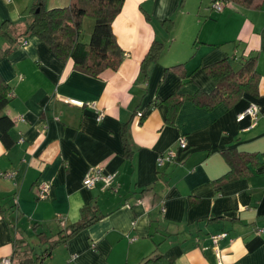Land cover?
<instances>
[{
  "label": "crops",
  "instance_id": "crops-1",
  "mask_svg": "<svg viewBox=\"0 0 264 264\" xmlns=\"http://www.w3.org/2000/svg\"><path fill=\"white\" fill-rule=\"evenodd\" d=\"M33 4L0 0L4 50L14 43L1 34L3 22L15 35L26 33ZM211 4L126 0L113 23L125 59L98 78L75 70L35 35L0 57V77L14 94L2 114L15 123L11 148L0 137V198L13 199L0 202V259L42 254L43 264H144L160 253L176 264H264V0L220 13ZM154 42L163 52L143 73ZM252 56L257 94L212 109L187 101L169 123L166 100L212 93L210 66L230 59L239 67ZM181 65L180 72L173 69ZM252 103L260 107L258 119L240 118ZM180 136L188 151L159 169L158 155L176 149ZM231 149L242 155L234 161L244 175L221 182L231 171L222 152ZM91 168L117 173L113 187L86 189ZM10 172L15 178L3 176ZM42 182L51 184L44 201ZM85 208L87 218L100 220L51 249ZM222 234L216 248L212 237Z\"/></svg>",
  "mask_w": 264,
  "mask_h": 264
},
{
  "label": "trees",
  "instance_id": "trees-1",
  "mask_svg": "<svg viewBox=\"0 0 264 264\" xmlns=\"http://www.w3.org/2000/svg\"><path fill=\"white\" fill-rule=\"evenodd\" d=\"M45 1L46 0H34L31 11L33 21L27 27L26 33L15 35L9 23L4 21L1 34L10 37L11 43H14V47L26 42L24 39L26 36L35 35L60 59L64 61H73L75 70L95 78H98L106 70L117 71L120 68L125 59V52L116 39L113 31V23L122 12L126 0H72L68 7L55 9H47ZM217 1L222 2L226 7L232 4L243 8H249L255 5L257 0H212L211 9L213 4ZM87 16L94 19L95 26L91 34L90 42L85 43L81 40V32L83 20ZM10 31H12L13 34H11ZM14 47L8 50H4L0 47V57L7 55ZM163 49L164 46L158 42L152 44L141 67L143 73H146V67H148L151 62L158 61ZM256 65L257 58L252 56L243 61L239 67H235L233 61L230 59H225L210 66L208 68L209 76L216 85L215 90L210 94L198 93L196 96L191 97L182 96L177 99V101L171 100L174 96L170 97L166 100V103H169V123L174 125L179 109L187 101H192L199 106L212 109L221 102L229 103L237 100L242 94L250 96L251 94H257V90H254L255 93L251 90L257 86V82L259 81L260 74ZM183 67L184 65H181L173 69L180 72ZM188 77L190 78L191 75H188ZM12 94V87L0 77V137L6 148H11L15 144V141L11 137V131L15 123L7 115L2 114L14 98V94ZM141 115V118H143L142 120H144L146 118L145 113ZM123 136L125 147L128 148V140L124 132ZM188 149L181 153H185ZM222 154L231 167V171L220 181L223 182L228 179H233L235 176H243V170L237 169L234 161L236 158L242 157V155H239V153L232 149L230 151L223 150ZM245 157L246 159H252L254 155H245ZM5 200L11 202L13 199L9 197L0 198V202ZM13 208L14 206L11 207V209ZM1 210L0 206V211ZM87 210L88 208L83 210V216L78 223L60 232L59 239L52 243L51 249L62 242L66 243L69 239L100 220L97 216H93L90 219L87 218ZM93 213H95V211H93ZM51 249L49 252H51ZM28 256H30V258H27V261L23 260L21 256L20 262H18L14 256L12 257L16 261V264H28L27 262H31L30 264H43L42 254H39L40 258L35 257L36 259L32 254ZM144 264H176V261L174 259H167L163 254L157 253L152 257H148Z\"/></svg>",
  "mask_w": 264,
  "mask_h": 264
},
{
  "label": "built area",
  "instance_id": "built-area-1",
  "mask_svg": "<svg viewBox=\"0 0 264 264\" xmlns=\"http://www.w3.org/2000/svg\"><path fill=\"white\" fill-rule=\"evenodd\" d=\"M7 3H11L13 0H5ZM225 5L222 2H215L212 6V10H214L217 13L222 12L225 9ZM13 95V94H12ZM11 95V96H12ZM68 102L71 105L77 106V107H85L86 103L75 100V99H69ZM91 109H93L96 112V120L97 122H101L104 120V113L102 110H99L97 108V105L95 103H91L88 105ZM261 112L260 107L252 103L245 111L240 115V118L245 116H250L252 119L257 120L259 113ZM188 141L185 136H180L178 140V147L176 149H169L168 151H165L161 154H159L157 159L158 167L161 169L164 166L168 164H177L179 154L181 152H184L186 149H188ZM5 178L13 179L16 176L15 172H10L3 175ZM117 173H104L103 169L100 168H91L87 174L84 177L83 180V186L91 190L95 188L97 184H102V189L107 190L111 189L113 185L116 182L117 179ZM39 192H38V198L39 200H47L49 199L50 192H51V184L48 182H42L39 184ZM258 232H262V230H259ZM226 237V234L222 235H216L212 237V240L215 244V247L217 248L218 241L222 238ZM135 239H132L131 241H134ZM217 250V249H216ZM217 254L219 255V251L217 250ZM0 264H16V261L12 256L5 257L0 259Z\"/></svg>",
  "mask_w": 264,
  "mask_h": 264
},
{
  "label": "rangeland",
  "instance_id": "rangeland-1",
  "mask_svg": "<svg viewBox=\"0 0 264 264\" xmlns=\"http://www.w3.org/2000/svg\"><path fill=\"white\" fill-rule=\"evenodd\" d=\"M72 0H46V8H51L53 4H59L57 8H65L71 4ZM55 9V8H54ZM95 26V21L92 17L87 16L82 23L81 40L85 43L90 42L91 34Z\"/></svg>",
  "mask_w": 264,
  "mask_h": 264
},
{
  "label": "water",
  "instance_id": "water-1",
  "mask_svg": "<svg viewBox=\"0 0 264 264\" xmlns=\"http://www.w3.org/2000/svg\"><path fill=\"white\" fill-rule=\"evenodd\" d=\"M37 12H39V11H37Z\"/></svg>",
  "mask_w": 264,
  "mask_h": 264
}]
</instances>
